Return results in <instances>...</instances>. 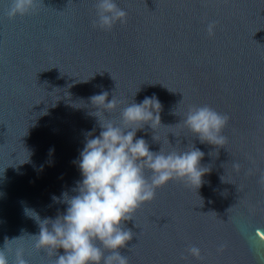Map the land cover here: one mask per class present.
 <instances>
[{"label": "water", "instance_id": "water-1", "mask_svg": "<svg viewBox=\"0 0 264 264\" xmlns=\"http://www.w3.org/2000/svg\"><path fill=\"white\" fill-rule=\"evenodd\" d=\"M115 2L126 22L103 31L93 27L96 0H35L12 19L11 0H0V247L9 264L17 249L28 264H54L31 235L39 217L63 214L53 196L75 194L74 161L87 134L101 131L89 98L103 91L118 106L101 119L115 124L121 108L155 94L161 124L136 137L153 152L199 148L210 169L198 189L172 179L135 210L126 222L134 236L120 249L128 264H264V0ZM200 106L229 117L223 147L184 126Z\"/></svg>", "mask_w": 264, "mask_h": 264}, {"label": "clouds", "instance_id": "clouds-1", "mask_svg": "<svg viewBox=\"0 0 264 264\" xmlns=\"http://www.w3.org/2000/svg\"><path fill=\"white\" fill-rule=\"evenodd\" d=\"M35 8V0H11L7 15L10 19L24 16ZM96 19L93 27L110 31L117 23L126 22L127 13L115 0H96ZM215 22H210L207 32L214 34ZM108 92L103 91L90 97L101 131L98 136L87 134L83 148L74 164L81 179L75 184L69 196H53V201L66 205L63 214L56 218L40 219L39 233L34 247L55 253L54 264H128V259L120 249L126 248L134 234L126 227L131 215L143 203L155 198L156 189L172 179H182L198 189L202 177L210 171L201 166L204 153L194 146L177 152H153L146 141L136 137L145 125L151 129L161 124L162 105L153 94L139 103L131 102L120 109V124L102 120L105 113L115 111L117 99L108 100ZM229 117L209 106L192 107L183 118V124L201 143L221 148L226 143L222 130ZM54 151V150H50ZM42 167V166H41ZM234 168L239 169L238 164ZM150 171V177L145 175ZM264 182V176H261ZM222 180V179H221ZM30 216V215H28ZM32 217V216H30ZM14 238L5 242L10 243ZM103 249L108 250L105 255ZM63 249V254H58ZM188 253L199 259L201 250L189 246ZM7 244L0 247V264H9ZM12 264H28L22 250L17 249Z\"/></svg>", "mask_w": 264, "mask_h": 264}]
</instances>
